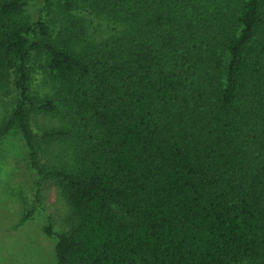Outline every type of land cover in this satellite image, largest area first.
<instances>
[{
  "label": "trees",
  "instance_id": "16d2710c",
  "mask_svg": "<svg viewBox=\"0 0 264 264\" xmlns=\"http://www.w3.org/2000/svg\"><path fill=\"white\" fill-rule=\"evenodd\" d=\"M29 3L0 0V137L18 125L64 183L57 264H264V0ZM40 134L74 163L45 172Z\"/></svg>",
  "mask_w": 264,
  "mask_h": 264
},
{
  "label": "rangeland",
  "instance_id": "374dc122",
  "mask_svg": "<svg viewBox=\"0 0 264 264\" xmlns=\"http://www.w3.org/2000/svg\"><path fill=\"white\" fill-rule=\"evenodd\" d=\"M215 0H206L212 4ZM26 14L39 17L43 0H29ZM226 3L228 0H220ZM41 96V95H39ZM19 101L15 71L0 80V125L9 118ZM33 114V123L43 130L63 127L57 114ZM43 143L39 165L47 171L69 168L74 163L69 140L39 135ZM33 214L28 218V211ZM71 209L63 181L54 175H40L33 166L21 128L15 125L0 137V264H57V236L71 229Z\"/></svg>",
  "mask_w": 264,
  "mask_h": 264
}]
</instances>
